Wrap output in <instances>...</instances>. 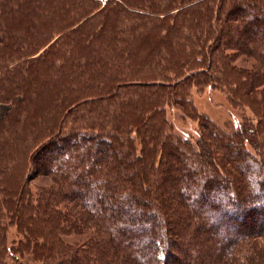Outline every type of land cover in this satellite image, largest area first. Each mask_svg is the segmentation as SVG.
<instances>
[{
    "label": "trees",
    "instance_id": "trees-1",
    "mask_svg": "<svg viewBox=\"0 0 264 264\" xmlns=\"http://www.w3.org/2000/svg\"><path fill=\"white\" fill-rule=\"evenodd\" d=\"M98 2L0 0V264H264V0Z\"/></svg>",
    "mask_w": 264,
    "mask_h": 264
},
{
    "label": "rangeland",
    "instance_id": "rangeland-1",
    "mask_svg": "<svg viewBox=\"0 0 264 264\" xmlns=\"http://www.w3.org/2000/svg\"><path fill=\"white\" fill-rule=\"evenodd\" d=\"M98 3L100 6H104L105 4V3L101 4L100 2ZM237 15L239 18L242 16L241 12L238 13ZM236 18L237 17L233 18L232 22H236L235 21ZM258 30L264 33V29H258ZM52 42L53 40H51L49 43H52ZM46 47H47V44L43 46V48H41L36 54H34L33 57L37 56ZM110 84L111 86L115 85L114 81H111ZM39 89L41 92V88ZM91 94L94 95L93 96L94 98L98 93L92 92ZM185 95L188 96L189 103L193 105L197 113L207 116L210 120H212L217 126H219L223 130H226V131L235 130L238 123L239 122L241 123L244 119H250L253 122H255V118L253 117V114L248 109L246 108L233 109L227 102V98H226L227 94L217 89H213L209 87V85L204 86V87H199V86H195L194 84H192L189 88L186 87ZM112 101H113V98H112ZM113 102H115V100ZM5 108H6L5 105H0V112H3ZM165 116H166L168 123L171 124L172 131L175 135L189 138L192 140V142L195 141L197 138H200L199 137L200 127L198 126V121L195 119H192L191 117L187 115H184L181 112V110L177 108L176 106L173 108L168 107L166 109ZM117 150L119 152L123 151L122 148H120L119 146ZM251 151L253 152V150ZM107 155L109 154L107 153ZM165 158H166V161L168 160L170 162H173L175 160L173 156L168 157L166 155ZM246 162L248 163V165L252 164L251 160L250 161L246 160ZM29 167L31 168V170L35 169L33 165ZM86 168L87 167H85V169ZM197 169L198 168L192 167L190 171L191 172L197 171ZM76 171H78V169ZM41 185L48 186V185H52V183L47 176H44L41 174L38 175L37 177L30 179V186L33 191L35 190L34 186H41ZM169 196L171 197V195ZM18 220H19L18 218H16V220L12 219L9 225H6L4 227L7 243H10L12 239L16 238V236L19 237L17 230H16V221L18 223ZM74 238L80 239V236H74V235L69 236V240H72ZM5 251L6 253L5 254L3 253V264H9L11 263V260L9 258L10 256L8 255L7 250Z\"/></svg>",
    "mask_w": 264,
    "mask_h": 264
},
{
    "label": "built area",
    "instance_id": "built-area-1",
    "mask_svg": "<svg viewBox=\"0 0 264 264\" xmlns=\"http://www.w3.org/2000/svg\"><path fill=\"white\" fill-rule=\"evenodd\" d=\"M99 1L101 4H104L107 0H97Z\"/></svg>",
    "mask_w": 264,
    "mask_h": 264
}]
</instances>
